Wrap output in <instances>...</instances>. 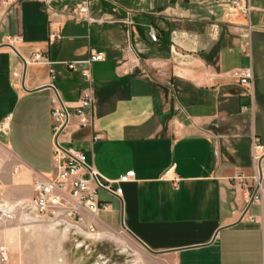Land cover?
<instances>
[{
    "label": "crops",
    "instance_id": "1",
    "mask_svg": "<svg viewBox=\"0 0 264 264\" xmlns=\"http://www.w3.org/2000/svg\"><path fill=\"white\" fill-rule=\"evenodd\" d=\"M80 1L0 0V264L47 261L45 218L22 204L54 170L55 92L92 98L63 146L105 178L134 171L121 196L98 191L110 220L83 211L84 226L124 231L158 264H264V0H91L92 22L73 17ZM35 51L46 60L25 62ZM91 51L103 59L86 63Z\"/></svg>",
    "mask_w": 264,
    "mask_h": 264
},
{
    "label": "built area",
    "instance_id": "2",
    "mask_svg": "<svg viewBox=\"0 0 264 264\" xmlns=\"http://www.w3.org/2000/svg\"><path fill=\"white\" fill-rule=\"evenodd\" d=\"M91 0H81L76 3L72 9L73 17L76 19H84L92 22L94 19L89 17V5ZM232 8L239 9L245 13H249L251 7L248 3L239 5L236 1H231ZM150 37L156 40V34L151 29ZM103 54L91 51L86 63L102 60ZM46 58L38 51H35L29 61L39 63ZM71 69L74 68V62L67 63ZM17 73L13 72V76ZM237 82L248 88L252 87L253 74L250 70L237 71L234 73ZM91 107L92 98L90 95H85L79 100L75 106H68L63 102L59 95L55 92L52 99V142H53V173L47 177L35 180L34 182V197L22 204L24 211L34 210L38 215L52 221H61L63 223L71 222L72 226L77 231H82V224L86 222L83 211L90 215V219L98 218L100 211H108L110 205L107 202H102L99 199L98 191L103 189L109 193L121 196V182L130 181L134 176V171L129 170L120 175L117 179L111 180L102 176L94 167L87 162L86 155L83 151L64 147L61 134L67 127L70 119L77 116L80 119L81 126H87L91 123ZM247 109V107H243ZM9 118L0 121V134L8 130ZM260 146H256L259 149ZM260 154L256 152L254 158L257 160ZM168 169L167 173H170ZM116 184V186H114ZM0 207L5 209L8 207L5 203H0ZM9 208V207H8ZM7 209V208H6ZM27 218H30L26 214ZM71 220V221H70ZM73 220V222H72ZM95 224L89 223L86 227L91 232L94 230ZM88 234L87 232H84ZM0 254L3 262L7 261L6 251L3 247L0 248Z\"/></svg>",
    "mask_w": 264,
    "mask_h": 264
},
{
    "label": "rangeland",
    "instance_id": "3",
    "mask_svg": "<svg viewBox=\"0 0 264 264\" xmlns=\"http://www.w3.org/2000/svg\"><path fill=\"white\" fill-rule=\"evenodd\" d=\"M220 130L227 136L225 126H221ZM219 146L221 159L229 160V150L225 149L221 142ZM252 157L256 162L254 154ZM252 181L254 190L257 177L254 176ZM6 208L0 207V220H6L11 215V210ZM99 217L110 220L104 212H100ZM44 222L48 229V245L43 247V250L47 249L48 256L45 264H158L124 231L103 233L94 226L91 232L84 224L82 231H77L69 221L63 223L45 219ZM61 234H63L62 245L58 240L55 241L56 237H61Z\"/></svg>",
    "mask_w": 264,
    "mask_h": 264
},
{
    "label": "water",
    "instance_id": "4",
    "mask_svg": "<svg viewBox=\"0 0 264 264\" xmlns=\"http://www.w3.org/2000/svg\"><path fill=\"white\" fill-rule=\"evenodd\" d=\"M254 196H255V194H254Z\"/></svg>",
    "mask_w": 264,
    "mask_h": 264
}]
</instances>
